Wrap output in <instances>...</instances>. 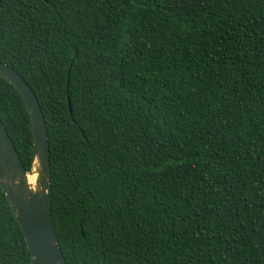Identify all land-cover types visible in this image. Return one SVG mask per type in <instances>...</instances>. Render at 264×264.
Segmentation results:
<instances>
[{"label": "trees", "instance_id": "16d2710c", "mask_svg": "<svg viewBox=\"0 0 264 264\" xmlns=\"http://www.w3.org/2000/svg\"><path fill=\"white\" fill-rule=\"evenodd\" d=\"M0 62L67 264H264V0H3ZM0 118L31 171L1 76ZM0 264H33L1 185Z\"/></svg>", "mask_w": 264, "mask_h": 264}, {"label": "water", "instance_id": "95a60500", "mask_svg": "<svg viewBox=\"0 0 264 264\" xmlns=\"http://www.w3.org/2000/svg\"><path fill=\"white\" fill-rule=\"evenodd\" d=\"M0 76L26 103L34 137L32 169L28 171L0 118V185L24 232L33 264H67L52 214L50 145L43 109L35 91L17 70L0 62ZM35 173L33 184L30 176Z\"/></svg>", "mask_w": 264, "mask_h": 264}, {"label": "bare ground", "instance_id": "6f19581e", "mask_svg": "<svg viewBox=\"0 0 264 264\" xmlns=\"http://www.w3.org/2000/svg\"><path fill=\"white\" fill-rule=\"evenodd\" d=\"M36 178H37V174L35 173L34 175H31L30 176V181H31V183H35V181H36Z\"/></svg>", "mask_w": 264, "mask_h": 264}]
</instances>
